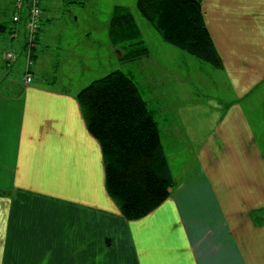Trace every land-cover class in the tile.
Returning a JSON list of instances; mask_svg holds the SVG:
<instances>
[{
  "label": "crops",
  "instance_id": "obj_1",
  "mask_svg": "<svg viewBox=\"0 0 264 264\" xmlns=\"http://www.w3.org/2000/svg\"><path fill=\"white\" fill-rule=\"evenodd\" d=\"M30 1L18 0L14 25L0 21V47L20 37L22 48L0 50V264H264V0H200L222 61L216 98L202 111L180 87L165 94L160 136L175 184L137 221L108 195L81 90H63L58 73L37 79L49 18L42 10L29 47ZM167 153L193 158L178 178Z\"/></svg>",
  "mask_w": 264,
  "mask_h": 264
},
{
  "label": "rangeland",
  "instance_id": "obj_2",
  "mask_svg": "<svg viewBox=\"0 0 264 264\" xmlns=\"http://www.w3.org/2000/svg\"><path fill=\"white\" fill-rule=\"evenodd\" d=\"M70 2L66 0L41 2V9L49 19L44 22L45 26H42L44 32L37 45L36 64L33 66L37 79L51 78L58 73L59 82L64 83L63 90L77 92L95 80L104 78L112 72L121 71L138 86L150 111L159 122L161 132L163 127L161 116L164 103L167 101L164 96L175 86L180 87L179 92L189 94V98L197 105L201 104L199 109L202 111L205 110L206 103L216 98L217 70L164 42L138 9L137 0H70ZM17 14H20L18 0H0V21L10 23ZM123 14L132 15L134 22L131 25L113 28V19ZM9 34L7 32L3 35L7 39ZM10 42L7 39L2 43L1 52H6L9 46V50L17 51L21 56L20 37L14 41V45ZM139 42H143L142 47L149 49L150 55L137 61H130L127 59L128 54L137 49L130 46ZM171 51H175L176 56L170 54ZM179 62L180 69L177 67ZM164 67H171V72L178 73L171 75L167 71L168 68ZM168 84L172 86L170 89H166ZM262 88L263 86L255 91L253 97H260ZM222 94L223 97L225 94L227 97L226 91L221 89V95L217 96V100L224 99L221 98ZM199 109L193 110L199 113L201 112ZM189 111L192 112V109L188 108L187 112ZM166 155L173 158V154ZM178 155L170 161L177 178L182 175L180 165L186 161L191 163L193 160L190 153Z\"/></svg>",
  "mask_w": 264,
  "mask_h": 264
},
{
  "label": "trees",
  "instance_id": "obj_3",
  "mask_svg": "<svg viewBox=\"0 0 264 264\" xmlns=\"http://www.w3.org/2000/svg\"><path fill=\"white\" fill-rule=\"evenodd\" d=\"M137 7L166 43L222 69L200 0H137ZM133 22L130 14L118 15L112 27ZM142 45H131L137 49L127 59L148 57L150 51ZM77 101L102 149L108 195L126 220L143 219L170 197L175 184L146 100L130 77L115 71L82 89Z\"/></svg>",
  "mask_w": 264,
  "mask_h": 264
},
{
  "label": "built area",
  "instance_id": "obj_4",
  "mask_svg": "<svg viewBox=\"0 0 264 264\" xmlns=\"http://www.w3.org/2000/svg\"><path fill=\"white\" fill-rule=\"evenodd\" d=\"M42 0H31L29 4L28 11V27H29V37H28V46L33 47L35 44V40L37 35L43 25L44 13L41 9ZM14 22L19 21V16L15 15L13 18ZM7 59L9 61H14L16 59V55L12 52L7 53ZM27 82L32 81L31 74L27 75Z\"/></svg>",
  "mask_w": 264,
  "mask_h": 264
},
{
  "label": "water",
  "instance_id": "obj_5",
  "mask_svg": "<svg viewBox=\"0 0 264 264\" xmlns=\"http://www.w3.org/2000/svg\"><path fill=\"white\" fill-rule=\"evenodd\" d=\"M171 192V191H170Z\"/></svg>",
  "mask_w": 264,
  "mask_h": 264
}]
</instances>
